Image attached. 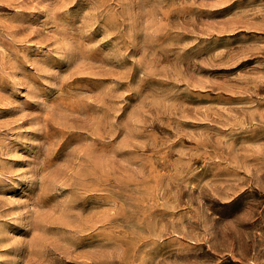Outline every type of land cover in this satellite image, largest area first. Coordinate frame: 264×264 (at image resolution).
Returning a JSON list of instances; mask_svg holds the SVG:
<instances>
[{
  "label": "rangeland",
  "instance_id": "1",
  "mask_svg": "<svg viewBox=\"0 0 264 264\" xmlns=\"http://www.w3.org/2000/svg\"><path fill=\"white\" fill-rule=\"evenodd\" d=\"M262 154L264 0H0V264H169L129 202L184 163L245 178L234 255L200 258L264 264Z\"/></svg>",
  "mask_w": 264,
  "mask_h": 264
},
{
  "label": "clouds",
  "instance_id": "2",
  "mask_svg": "<svg viewBox=\"0 0 264 264\" xmlns=\"http://www.w3.org/2000/svg\"><path fill=\"white\" fill-rule=\"evenodd\" d=\"M68 50L74 51L71 46ZM194 171L187 163L177 164L173 170L164 174L163 180L139 172L142 179H138L136 187L131 189L134 199L129 202V210L133 211L136 205L143 207L142 210L135 209L141 211V216L134 226L129 225L127 235L152 242L165 239L173 242L177 258L169 264H220L219 260L209 256L201 259L200 255L205 248L217 256L234 255L233 241L242 234L241 218H223L216 205L230 204L244 190L238 185L245 178L241 177L231 184L230 190L220 184L215 191L210 192L206 183H189ZM240 171L245 169L241 168ZM248 176L252 177L250 183L258 182L264 188V181L258 180L259 173L255 168L248 170ZM150 179H155L156 183L145 184ZM230 235L232 240H229ZM261 239L264 240V237ZM116 246L121 252L116 259H123L124 246L118 243ZM145 259L141 257L139 264H145Z\"/></svg>",
  "mask_w": 264,
  "mask_h": 264
}]
</instances>
